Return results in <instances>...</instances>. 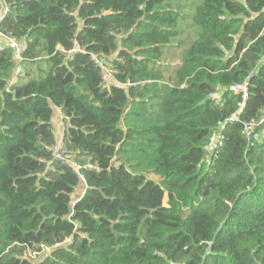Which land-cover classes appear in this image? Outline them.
Returning <instances> with one entry per match:
<instances>
[{
    "label": "trees",
    "instance_id": "obj_1",
    "mask_svg": "<svg viewBox=\"0 0 264 264\" xmlns=\"http://www.w3.org/2000/svg\"><path fill=\"white\" fill-rule=\"evenodd\" d=\"M175 1L0 0V264H264V0H203L172 65Z\"/></svg>",
    "mask_w": 264,
    "mask_h": 264
},
{
    "label": "built area",
    "instance_id": "obj_2",
    "mask_svg": "<svg viewBox=\"0 0 264 264\" xmlns=\"http://www.w3.org/2000/svg\"><path fill=\"white\" fill-rule=\"evenodd\" d=\"M9 11V7L6 3H0V23L6 16V14ZM5 48H9L14 51L15 55L17 56V59L20 61L22 58V54L25 50V46L17 39H15L12 36H8L3 34L0 31V51L4 50ZM64 54L72 55V54H78V53H84L85 50L83 48H80L79 45L75 44V47L73 50L67 52L63 50ZM115 57V56H113ZM93 60L96 61V63L102 68L103 77L105 81L112 82V78L114 77V70L106 64L104 59H100L97 56H93ZM21 72V68L17 67L16 74H19ZM110 79V80H109ZM119 85L118 83H115ZM247 82H245L243 85L238 86L236 88H233L236 91L243 92V99L246 100L247 98ZM244 106V104L242 105ZM233 120H237L238 118L236 116H233ZM224 123H220L218 129L212 134L209 144L206 148V151L208 153L207 157H216L223 146L225 136L223 134L224 131ZM244 135L247 138L249 145H254L257 143H260L262 140H264V113L261 115L259 120L254 123H246L244 125ZM63 138V136L61 137ZM55 152V159L64 161L67 163L72 164V166H75V163L69 159L67 156V151L64 145V140H61L59 144L53 147ZM81 179L83 180L84 177L81 176ZM168 194H165V197L163 199V206H168ZM69 239H67L63 243H58L53 246L45 245V244H39L37 246L28 247L25 250V254L28 256L29 261L31 262H37L41 258H43L45 255H47L51 250L61 247L64 243L68 242Z\"/></svg>",
    "mask_w": 264,
    "mask_h": 264
},
{
    "label": "rangeland",
    "instance_id": "obj_3",
    "mask_svg": "<svg viewBox=\"0 0 264 264\" xmlns=\"http://www.w3.org/2000/svg\"><path fill=\"white\" fill-rule=\"evenodd\" d=\"M175 3H177L176 5L181 7L180 12L181 14H185V17L178 20L179 35L167 50V57H170L172 65L173 62H177L178 59L183 56L186 49H188V47L191 45L190 39L192 37L193 40L195 32L197 30V26L194 24L193 16L196 13L197 9L202 6L203 0H176ZM170 71H173V69ZM63 135L64 133L62 134V136ZM58 143L59 141L57 142L56 146L58 145Z\"/></svg>",
    "mask_w": 264,
    "mask_h": 264
},
{
    "label": "bare ground",
    "instance_id": "obj_4",
    "mask_svg": "<svg viewBox=\"0 0 264 264\" xmlns=\"http://www.w3.org/2000/svg\"><path fill=\"white\" fill-rule=\"evenodd\" d=\"M113 79V78H112ZM114 84L116 83V82H113ZM120 85V84H119ZM61 140H63V138H60V140H59V142L61 141ZM59 144V143H58Z\"/></svg>",
    "mask_w": 264,
    "mask_h": 264
}]
</instances>
